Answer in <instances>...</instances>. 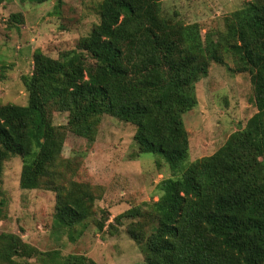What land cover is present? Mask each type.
Instances as JSON below:
<instances>
[{
    "label": "trees",
    "instance_id": "obj_1",
    "mask_svg": "<svg viewBox=\"0 0 264 264\" xmlns=\"http://www.w3.org/2000/svg\"><path fill=\"white\" fill-rule=\"evenodd\" d=\"M99 15L78 45L94 65L36 51L34 71L23 78L28 104L0 105V183L5 162L19 156L21 188L57 192L59 228L84 225L96 197L67 176L61 155L67 132L93 145L109 115L134 125L139 153L160 156L173 172L159 183L157 201L115 219H138L127 233L145 264H264V0L231 14L217 40L165 16L161 0H102ZM9 19L24 23L22 14ZM225 54L251 75L257 112L214 155L189 163L184 118L198 105L197 83ZM53 110L68 113L66 128L53 124ZM0 264L97 263L1 234Z\"/></svg>",
    "mask_w": 264,
    "mask_h": 264
},
{
    "label": "rangeland",
    "instance_id": "obj_2",
    "mask_svg": "<svg viewBox=\"0 0 264 264\" xmlns=\"http://www.w3.org/2000/svg\"><path fill=\"white\" fill-rule=\"evenodd\" d=\"M253 0H161L163 14L186 25H198L203 40L218 39L226 20ZM102 0H0V105L26 106L29 94L23 78L34 71L33 57L41 51L55 60L72 58L90 67L93 60L79 50L82 38L100 21ZM22 14L23 24L12 26L10 16ZM198 105L185 115L189 137V163L210 157L230 136L245 129L256 114L249 73L236 71L235 59L225 54L213 63L196 85ZM62 129L68 113L51 111ZM136 127L104 115L96 140L67 132L61 159L72 180L89 186L96 197L94 215L84 225L61 229L55 224L58 194L45 187L23 190L21 157L4 164L0 183V235L15 234L40 252L84 255L97 264H145L138 245L128 235L132 220L116 217L160 197L159 183L173 177L164 159L140 154L134 141ZM103 224V230H99Z\"/></svg>",
    "mask_w": 264,
    "mask_h": 264
}]
</instances>
